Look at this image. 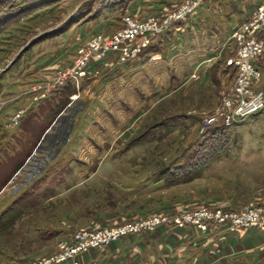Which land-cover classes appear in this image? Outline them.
<instances>
[{"label": "rangeland", "instance_id": "obj_1", "mask_svg": "<svg viewBox=\"0 0 264 264\" xmlns=\"http://www.w3.org/2000/svg\"><path fill=\"white\" fill-rule=\"evenodd\" d=\"M12 2L0 6V15L11 16L0 22V191L11 170L27 160L45 131L66 112L25 172L16 180L15 175L7 192L0 194V264L44 259L48 249L42 248L53 245L63 226L73 234L182 209L264 202V119L257 115L234 124L221 137L204 122L214 116L232 85L231 70L224 75L225 85L215 74L201 86L170 94L146 118L104 142L105 156L77 158L78 163L71 156V144V153L65 154L69 158L53 162L83 98L72 102L67 96L71 87H64L36 104L30 98L19 105L20 100L5 101L14 99L10 91L16 83L32 84L42 70L54 72L63 59L61 49L80 29L105 16L108 0H25L23 15L14 12L17 2ZM19 111L21 118L10 126ZM203 154L211 155L206 162L199 160ZM46 165L51 168L43 173ZM77 166L86 172L73 182ZM36 177L37 182L30 183Z\"/></svg>", "mask_w": 264, "mask_h": 264}, {"label": "crops", "instance_id": "obj_2", "mask_svg": "<svg viewBox=\"0 0 264 264\" xmlns=\"http://www.w3.org/2000/svg\"><path fill=\"white\" fill-rule=\"evenodd\" d=\"M182 1L108 0L103 8L105 16L99 17L93 25H86L80 29L82 32L80 31L78 37L67 41L68 46L60 51L63 58L61 65L54 70L71 63L78 49L94 36L109 35L119 30L124 14L145 20L150 16L163 15ZM263 2L264 0H211L202 5L197 14L187 22L178 23L169 32L157 37L139 59L121 65L116 56L111 54V65L102 69L99 76L84 80L79 89L73 85L66 86L65 88L71 87L67 93L68 99L77 94L78 99L72 102L83 98L79 101L83 103V107L75 114L66 140L52 161L59 157L61 160L69 158L65 154L71 151V144L74 145L71 156L78 163L77 158L92 160L103 157L104 142L113 140L115 135L146 118L150 110L165 102L170 94L184 90L185 87L201 86L209 82L215 74L218 75L221 85H225L224 75L230 72L226 61L234 56V49L227 42L238 25L248 20L256 7ZM106 18L111 20L105 21ZM254 64L262 72L258 88L264 90V56ZM99 66V63L93 64L95 68ZM44 72L42 70L40 76H33V82L47 79L55 71ZM30 84L16 83L10 91V94L15 95L12 97L14 99H7L5 104L18 100V105L25 104L29 99ZM65 112L66 110L45 131L41 143L33 153L27 155V160L19 168L14 167L11 170L5 188L0 191L1 196L7 192L15 175L18 174L14 180L25 172L43 140ZM257 115L264 119V112ZM9 139L7 137L6 141ZM7 159L8 163L10 160ZM45 168L43 173L48 172L51 165H46ZM85 170L79 166L74 167L73 182ZM33 179L35 180L31 179L30 183L37 182L38 177ZM28 184L24 186L29 189ZM30 204L33 205L34 201ZM8 205L10 203L6 206ZM62 228L63 232L53 239V245L42 248L48 249L45 256L58 252L63 243L71 241L72 229L69 226ZM77 260L79 264H264V234L252 229L230 232L223 227H211L208 231L201 232L193 226H162L152 232L128 235L105 247L92 249L79 255ZM34 261L36 260L33 258L22 261V264H32Z\"/></svg>", "mask_w": 264, "mask_h": 264}, {"label": "built area", "instance_id": "obj_3", "mask_svg": "<svg viewBox=\"0 0 264 264\" xmlns=\"http://www.w3.org/2000/svg\"><path fill=\"white\" fill-rule=\"evenodd\" d=\"M210 1L183 0L163 15L150 16L145 20L124 14L119 30L109 35L94 36L78 49L71 63L58 67L51 77L33 82L28 89L31 102L45 101L68 85L79 89L84 80L99 76L102 69L111 65V54L121 65L139 59L157 37L169 32L176 24L187 22L202 5ZM227 44L234 49V56L226 61V67L234 73V80L222 95L217 112L204 120L206 129L217 124L230 127L264 112V90L258 88L262 72L254 64L264 56V2L256 7L248 20L238 25ZM95 63L100 64L99 68L93 67ZM77 98V94L70 97L71 101ZM22 113L19 111L15 114L9 125L16 123ZM158 226H193L201 232L211 227H223L230 232L252 229L264 234V204L237 207L207 205L178 210L170 215L149 216L108 228L75 231L69 244L32 264H79L77 258L81 254L105 247L131 234L154 231Z\"/></svg>", "mask_w": 264, "mask_h": 264}, {"label": "trees", "instance_id": "obj_4", "mask_svg": "<svg viewBox=\"0 0 264 264\" xmlns=\"http://www.w3.org/2000/svg\"><path fill=\"white\" fill-rule=\"evenodd\" d=\"M11 1V0H10ZM13 2V4H14V2H17L16 3V6H17V8L15 9L16 11H14L15 13L16 12H20V15H23L24 13H25V11H23L24 10V8L26 7V3H25V0H21V2L22 3H19L18 4V2H19V0H12ZM44 1V0H43ZM114 1H116V2H118L119 0H114ZM37 2H42V0H37ZM5 4H9V0H1L0 1V6L3 8L4 7V5ZM6 6V5H5ZM9 12V11H8ZM11 18V16H8V13H5V14H3V15H0V22H3V21H6V20H9ZM226 128H228V127H226V126H224V125H222V124H217L216 126H213V127H211L210 129H209V131H211L213 134H214V136H217V137H221V136H223L224 135V133H225V129ZM213 136V137H214ZM216 150V149H215ZM211 155H202V156H200L199 157V160H203V161H207V159H209V157H210ZM197 162V161H196ZM194 163V162H193ZM192 163V164H193ZM191 164V165H192ZM191 165H189L190 167H191ZM186 168H188V166H185V167H180V171L182 172L184 169H186Z\"/></svg>", "mask_w": 264, "mask_h": 264}]
</instances>
